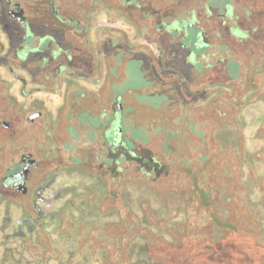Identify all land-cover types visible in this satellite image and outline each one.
I'll list each match as a JSON object with an SVG mask.
<instances>
[{
	"label": "rangeland",
	"instance_id": "1",
	"mask_svg": "<svg viewBox=\"0 0 264 264\" xmlns=\"http://www.w3.org/2000/svg\"><path fill=\"white\" fill-rule=\"evenodd\" d=\"M260 2L255 3L254 0H67L68 9L66 5L64 7L68 12L63 10L64 7L61 5L63 2L57 5L58 12L63 13V16L73 17L75 23L76 19L87 22V19L94 14L103 13L95 22L96 27L91 29V39L94 43H99L100 36L107 34L108 29H113V33H108L113 36V43L110 47L106 46L105 55L106 61L116 66L115 101L120 102L119 93L124 91L121 101L125 109L132 112V115L123 118L125 141L131 149L128 151L132 154L122 156L120 151L117 152V179L113 194L115 197L111 195L100 202V205L105 207L102 209L104 216L101 223L103 226L108 224V229L112 231V241L108 238L109 242L102 243L95 237L98 235L99 225L89 230L87 226L81 224L77 229L78 235L71 234L72 238L78 240V244L73 247L80 252L72 260L74 263L96 264L108 257L125 260L129 245L126 227L130 223H135L133 225L136 228L139 226L146 228V230L139 229V232L141 231L139 235L144 233L149 236V239L147 237L149 243L156 233L162 232L164 237L169 239L185 237L200 239L201 232L205 229L201 219L202 206L194 199L192 201L189 199L186 205L181 191L192 183L188 170L192 169L193 165H201L198 159L201 152L204 156L210 157L212 149L222 146L224 158H228L229 154L232 156L234 152L241 156L254 153V165L243 170L245 187L241 185L237 190L238 196L243 201L249 196L256 197L257 179L258 186L264 191V69L255 71L261 65L259 60L264 57V18L259 11ZM38 3L43 4L36 6V13H40V8L45 7L46 1L37 0ZM248 9L254 14L250 15ZM101 23L107 26H102ZM52 26H54L52 31H55L54 28L58 29L59 23L54 21ZM97 27H100L99 35L95 33ZM104 27L107 28L103 29ZM75 29L80 28L74 27ZM86 34L79 36L80 40L85 42ZM0 38H6L5 33H0ZM83 45L74 49L77 52H74V61L83 63L93 61L94 57L90 55L92 51ZM207 65L211 66L212 72L217 73L211 77V82L229 81L228 83L233 87L230 89L231 92L226 94V102L222 101L219 104L217 99L219 96L222 98V95L215 93L192 97L187 88L191 86L196 89L204 84L210 71V69L204 71ZM174 67L179 71L173 70ZM71 74L77 77L82 73L78 69H72L68 72V77ZM3 75L8 77L6 72ZM183 77H187L189 84L182 81ZM252 77L257 85L255 89L252 88L254 83ZM54 83L52 86L54 89L61 84L60 80L55 82V76ZM129 90L134 92L125 94ZM58 96L59 94L56 95ZM205 99L208 101L205 102ZM233 99L236 101L243 99V106L240 107L243 108L241 123L238 125L214 123L213 119L222 116L225 112L226 116L234 118L237 116L235 107L230 104ZM210 100H213L211 109L205 110ZM140 104L156 111L150 113L145 108L141 110L134 108L135 105ZM176 106L178 109H175ZM198 106H201V109H197ZM121 114V112L117 113L118 116ZM165 118H169L167 123L159 128L158 122ZM173 118L178 125L175 134L171 133ZM193 118L194 120L205 118L208 121V133L205 137L196 127L189 124V120ZM139 121H143L144 124L141 125ZM41 136L46 140L45 133ZM214 137L219 140L216 146L212 144ZM52 142L53 140L51 142L49 140L48 144ZM6 151L10 153L9 148ZM182 153H185V156ZM146 158H154L156 165L159 162L162 166L157 165L155 168L153 163L144 165ZM7 163L0 159V180ZM205 163L208 164V158L204 161V165ZM238 175L241 178L242 170ZM230 193L232 194V191H229V188H224L223 195L220 194L228 197ZM123 195L128 202L129 210ZM95 200L85 206V216L91 211H97V208H94L97 198ZM12 212L17 216V209H12ZM70 214L75 218L78 215L77 212ZM185 215L188 217L187 222L183 220ZM6 216L9 215L0 207V264L6 261L5 256H10V253H5V248L9 245L15 250L19 249L15 251H20L17 253L18 256H23L22 259L20 257L19 263L28 264L26 260H34L35 256L41 254L39 243L45 242L48 245V232L51 228L39 229L35 235L28 234L26 241L15 237L7 240L4 237L8 233ZM64 221L67 229H73L72 222L66 218V215ZM52 233L53 240L55 232ZM133 240L136 242L134 250L136 254L133 255V259L137 260L136 262L146 261L149 253L146 238L135 237ZM26 245L29 248H26ZM100 247L107 249L106 252ZM46 253L45 257L48 255ZM50 253L57 256L53 250ZM50 263L56 264L57 261L51 260Z\"/></svg>",
	"mask_w": 264,
	"mask_h": 264
},
{
	"label": "flooded vegetation",
	"instance_id": "2",
	"mask_svg": "<svg viewBox=\"0 0 264 264\" xmlns=\"http://www.w3.org/2000/svg\"><path fill=\"white\" fill-rule=\"evenodd\" d=\"M45 1L36 13L37 0H0V33L6 35L0 38V150H5L0 159L8 162L0 180V207L9 215L5 238L67 229L64 215H82L95 198L102 213L100 202L115 193L117 152L132 154L123 128V118L132 112L121 101L124 91L115 101L116 66L105 55L113 29L94 43L91 29L103 13L75 23L58 12L61 2L68 9L67 0ZM54 21L59 28L52 31ZM85 33L84 42L79 36ZM82 45L93 61H74V49ZM72 69L82 74L68 77ZM54 76L61 82L55 89Z\"/></svg>",
	"mask_w": 264,
	"mask_h": 264
},
{
	"label": "trees",
	"instance_id": "3",
	"mask_svg": "<svg viewBox=\"0 0 264 264\" xmlns=\"http://www.w3.org/2000/svg\"><path fill=\"white\" fill-rule=\"evenodd\" d=\"M257 1H261L259 3L261 10L259 11L260 13H262L264 18V0H254L255 3ZM248 10L250 15L254 14L251 9ZM259 61L261 65H259V67L255 71L264 69V57H262V59H260ZM210 68L211 66L207 65L204 71L206 72ZM174 69L176 70V72L179 71L176 67H174L173 70ZM213 75H217V73L216 71L212 72V70L210 69L208 79H206L204 84L196 89L191 86L187 87L189 88L192 97L201 96V94H203L202 96H204L205 94L215 93L217 95H222V98L221 96H219V99H217L219 104L222 101L226 102V94H228V92H231L230 89L233 87L228 83L229 81L217 83L211 82V77ZM251 79H253V82L254 77H252ZM182 81L184 83H188L187 77H183ZM255 83V81L254 83H252V88L254 89L257 87ZM174 87L175 86H173V89ZM132 92L134 91L129 90L126 92V94L128 95ZM207 101L208 99H205V102ZM212 102L213 100L209 101V104L206 105L205 110L211 109L210 106ZM230 104L235 107L237 116L235 118L226 116L225 112L224 114H222V116L213 119L214 123L218 124L219 122L226 125H238L241 123V118L243 117L241 113L243 111V108L240 109V107L243 106V99H240L238 101H236V99H233L230 101ZM178 106H176L175 109H178ZM134 108H137L139 110L145 108L150 113H154L156 111L148 108L146 105L145 107H143L142 104L135 105ZM196 108L201 109V106H198ZM174 110L172 111L175 112ZM168 119L169 118H165V120L163 119L162 121H159L157 126L159 128L165 126ZM173 119L174 121L172 122L171 133L175 134V132H177L176 127H178V125L176 124V119L178 121L179 117ZM158 120H160V118H158ZM139 122L141 125L144 124L143 121ZM207 122L208 121H206L205 118H196L195 120L193 118V120H189V124L193 127H196V129L204 137L208 133ZM160 123H163V125H160ZM217 142L219 143V140L217 139V137H214L212 144L216 146ZM217 147L218 149H212V154L210 157L204 156V154L201 152L200 157L198 158L201 162V165H193L192 169L188 170L189 175H191L192 178V183H189V186H186V188L182 189L181 191V196L184 198L183 202L188 203L189 199H191V201L192 199H194L196 203L202 206L201 209H203V214L201 219L205 229H203V231L201 232L200 239L192 237H185L183 239H169L167 237H164V232H162L156 233V235L152 237L153 239L149 243V236L144 233L139 235V233L141 232H139V229L146 230V228L140 226L136 228L133 225L135 223H130V225L126 227V231L128 233L127 240L129 245L127 246L125 260H120L119 258L112 259L108 257L106 259L100 260L96 264H264V191H262L258 186V179L255 182L258 189V195L256 197L249 196L246 197L243 201L238 196L239 192L237 191L241 187V185L245 187L243 170L245 167H252L254 165V153H249L248 155L241 156L239 153L234 152L232 156H230L229 154L228 158H224V148L222 146ZM4 152L5 150H0V157ZM182 154L183 156H185V153ZM207 158L208 164L205 163L204 165V161L207 160ZM147 163H153V166L155 168L157 165L162 166L159 162H157L156 165V161L154 158H146L143 164L145 165ZM238 164L240 165L238 166ZM204 168L206 170L205 173ZM241 170L242 176L240 178L238 172L240 173ZM224 188H229V191L231 190L232 194L230 193V196L228 197L226 195L221 196L222 190ZM123 198L129 210L130 207L124 195ZM117 213H119V211ZM77 214L78 215H76V218L74 216H71V214L68 215L69 221L72 222L71 228L73 229H52L51 231H49L48 245H46L45 242L39 243V246L42 249L41 254L39 256H35L34 260H26V262L28 264H51L50 261L55 260L57 261L56 264H77L72 260L75 259L78 253L80 254L79 249L77 252V249L73 247L78 244V240L72 238L71 234L78 235L77 229L83 223L87 224L89 230L94 226L99 225V229L96 228L98 229V235H95V237L100 242H109L108 238H110L111 240L112 231H110V228L108 229V224L103 226L101 223L104 214L98 212V210L87 213L88 216H85L84 213L82 215L80 213ZM90 216H92L93 219L90 220ZM187 216L185 215V217H183V220H185L184 222H187ZM86 217L89 219L87 220ZM45 228L46 227H44V229ZM72 230L74 232L71 233L70 231ZM52 232H55V237H53V240ZM29 235H34V233H30ZM135 237H145L147 240V251L149 253L146 261L140 260L136 262L137 260L133 259V255L136 254V252L134 251L136 242L133 240ZM15 238L26 241V237L18 236ZM91 242L93 244V241ZM26 248L29 247H27L26 245ZM100 249L103 252H106L107 250L102 247H100ZM17 250L19 249L15 250V248L11 247L10 245L9 247H6L5 253H10V256H5L6 261L3 264H20L19 261L23 258V256H18L17 253H19L20 251L15 252ZM52 250L55 252V254H57L56 257L52 253H50ZM45 253L48 254L46 257Z\"/></svg>",
	"mask_w": 264,
	"mask_h": 264
},
{
	"label": "water",
	"instance_id": "4",
	"mask_svg": "<svg viewBox=\"0 0 264 264\" xmlns=\"http://www.w3.org/2000/svg\"><path fill=\"white\" fill-rule=\"evenodd\" d=\"M19 185H22V183H20ZM16 186H18V185H16Z\"/></svg>",
	"mask_w": 264,
	"mask_h": 264
}]
</instances>
